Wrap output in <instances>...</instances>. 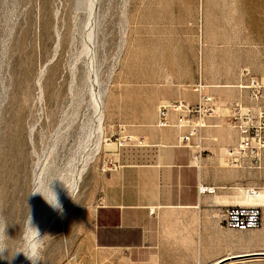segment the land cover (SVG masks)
<instances>
[{"label":"rangeland","instance_id":"rangeland-1","mask_svg":"<svg viewBox=\"0 0 264 264\" xmlns=\"http://www.w3.org/2000/svg\"><path fill=\"white\" fill-rule=\"evenodd\" d=\"M95 4L94 24L88 27L90 0H0V159L7 152L11 170L6 198L0 186V216L10 223L6 234L12 240L4 254L9 258L22 247L18 238L28 212L41 233L50 214L52 207L41 195H32L33 188L51 183L62 198L76 167L89 159L74 200L68 199L65 216L45 244L40 264H111L110 257L95 259L87 251L98 244L93 229H73L86 215V200H94L89 199L94 183L88 179L102 156L132 144L134 122L157 110L154 99L161 88L194 93L200 79L210 85L235 86L244 69L264 76L259 74L264 73V60L255 58L257 43L264 41V0H95ZM90 27L93 38L86 47ZM20 56L27 68L18 73ZM90 69L101 86L107 83L110 88L100 138L97 130L91 136ZM95 137L101 143L96 155L92 153ZM255 189L264 191V184ZM237 233L238 239H259L243 254L264 251V221L260 228ZM117 238L110 236L107 242ZM30 263L23 254L0 259V264ZM244 263L264 264V257ZM115 264L125 263L115 259Z\"/></svg>","mask_w":264,"mask_h":264},{"label":"crops","instance_id":"crops-1","mask_svg":"<svg viewBox=\"0 0 264 264\" xmlns=\"http://www.w3.org/2000/svg\"><path fill=\"white\" fill-rule=\"evenodd\" d=\"M255 58L264 60V41L257 43ZM208 85L206 91L219 99L221 109L203 130L209 154L201 167L195 149L181 143L186 129L176 126L178 114L171 113L169 126L158 125L161 104L183 97L198 101L197 92L171 87L156 93L157 110L149 118L134 122L132 144L100 159L88 179L94 183L89 196L94 200H86V215L73 225L94 230L98 244L87 251L95 259L110 257L111 264L115 259L125 264H218L224 259L219 264H246L245 259L261 257H238L247 245L237 238L238 229L223 225L222 215L227 207L243 204V189L264 184V167L227 166L226 150L237 144L238 134L225 126L223 105L241 93L234 85ZM109 160L117 167H107ZM201 186L214 191L202 192ZM114 235L117 240L107 242Z\"/></svg>","mask_w":264,"mask_h":264},{"label":"built area","instance_id":"built-area-1","mask_svg":"<svg viewBox=\"0 0 264 264\" xmlns=\"http://www.w3.org/2000/svg\"><path fill=\"white\" fill-rule=\"evenodd\" d=\"M241 81L235 87L241 96L226 101L225 126L235 129L238 142L226 150L227 166L256 170L264 167V76H255L248 69L241 73ZM209 85L200 79L194 91L198 94L197 103L186 99H176L163 103L158 109V125H170L171 113L178 114L176 126L186 131L180 140L184 145L195 149L196 166L201 167L203 160L209 154L204 145L203 130L211 126L209 120L220 115L219 99L208 93ZM193 139H196L193 142ZM113 160L107 162V167H117ZM202 192H212L214 188L201 186ZM249 189H246V194ZM222 223L228 228L252 230L263 225V208L258 203L232 205L225 209Z\"/></svg>","mask_w":264,"mask_h":264},{"label":"bare ground","instance_id":"bare-ground-1","mask_svg":"<svg viewBox=\"0 0 264 264\" xmlns=\"http://www.w3.org/2000/svg\"><path fill=\"white\" fill-rule=\"evenodd\" d=\"M85 1H87V0H85ZM79 2V1H78ZM77 2V3H78ZM84 2V1H83ZM82 2V3H83ZM76 3V4H77ZM87 3H89V2H87ZM84 4V3H83ZM78 5H80V4H78ZM88 4H86V6H87ZM95 0H90V13H88L89 14V19L87 18V21H88V23L87 22H85V23H87V26L89 25V24H94L93 23V18H95V17H93V11H94V9H95ZM96 6H98V5H96ZM78 8V7H77ZM80 9H82V8H80ZM88 10V11H89ZM96 10V9H95ZM76 11V10H75ZM78 11H79V9H78ZM81 11V10H80ZM98 11V10H97ZM77 12V11H76ZM84 13H87V12H85V11H83ZM56 14V13H55ZM85 15V14H84ZM80 16V15H79ZM56 17V16H55ZM46 21H47V19H46ZM48 22V21H47ZM79 22V21H78ZM47 24V23H46ZM45 24V25H46ZM85 25V24H84ZM86 26V25H85ZM90 26V25H89ZM88 26V27H89ZM46 27V26H45ZM49 27V26H48ZM91 28L92 27H90V32H87V35H88V39H86V42H85V46L87 47V44H91V39L93 38L92 37V30H91ZM52 30V29H51ZM85 30V29H84ZM74 33H75V31H74ZM79 34V33H78ZM79 36V35H78ZM81 36V35H80ZM60 38V37H59ZM58 38V39H59ZM67 41V40H66ZM66 41H65V43H66ZM72 41V40H71ZM60 42V41H59ZM70 42V41H69ZM71 43V42H70ZM66 44H68V43H66ZM57 45V44H56ZM64 45V44H63ZM20 46V45H19ZM84 46V47H85ZM89 47V46H88ZM58 48V47H57ZM85 49V48H84ZM90 50V49H89ZM85 52V51H84ZM87 53H89V52H87ZM27 54V53H26ZM93 55V54H92ZM91 55V56H92ZM90 56V57H91ZM29 60V59H28ZM81 60V59H80ZM85 61V60H84ZM92 61V60H91ZM29 63V62H28ZM15 66V65H14ZM16 71L19 73V72H25V70H26V60L23 58V57H18L17 59H16ZM92 70L90 69L89 70V75H88V78H89V88H90V93H91V103H90V105H92L91 107L93 108V115H92V113H91V117H92V119L90 120V122L91 121H94L93 122V124H92V128L93 129H91L93 132H92V134H91V136L93 135V134H95V130H97L99 133H98V137L100 138V135H104V127H103V122H104V120H105V117H106V113H105V99H106V95H107V93H108V90H109V84H107L106 83V85L105 86H101L100 84H99V80H98V75L95 73V75H97V76H94L93 75V72H91ZM88 72V71H87ZM16 74V73H15ZM111 77V76H110ZM110 79V78H109ZM19 82V81H18ZM59 84V83H58ZM56 86H57V84H56ZM51 87V86H50ZM83 90V89H82ZM50 92V91H49ZM87 92V91H86ZM60 93V92H59ZM56 94V93H55ZM16 95V94H15ZM21 98V97H20ZM60 98H62V97H60ZM83 98V97H82ZM17 99V98H16ZM61 100V99H60ZM88 102V101H87ZM60 103H61V101H60ZM59 103V104H60ZM83 103V102H82ZM80 105H81V103H80ZM87 105V104H86ZM55 106V105H54ZM53 107V106H52ZM68 107H69V105H68ZM86 107H88V106H86ZM78 108H79V106H78ZM54 109V108H53ZM65 109V108H64ZM76 109V108H75ZM80 109V108H79ZM81 109H82V107H81ZM80 109V110H81ZM78 110V109H77ZM65 111V110H64ZM75 111V110H74ZM80 112V111H79ZM63 113V112H62ZM68 113V112H67ZM72 113H75V112H72ZM77 113H78V111H77ZM81 113V112H80ZM61 114V113H60ZM59 115V114H58ZM58 115H56V116H58ZM62 115V114H61ZM65 115V114H64ZM67 115H69V114H67ZM77 115V114H76ZM75 116V115H74ZM74 116H73V118H74ZM78 116V115H77ZM79 116H81V115H79ZM69 117V116H68ZM68 117H65V119L66 118H68ZM18 118V120H17V122H18V125H20L21 124V117L19 118V117H17ZM64 118V117H63ZM69 118H71V117H69ZM76 118V117H75ZM74 118V119H75ZM80 118V117H79ZM78 118V119H79ZM87 118V117H86ZM67 120V119H66ZM68 120H70V119H68ZM72 120V119H71ZM70 120V121H71ZM77 120V119H76ZM74 121V120H73ZM86 121V120H85ZM87 122V121H86ZM66 123V122H65ZM75 123H77V122H75ZM82 123V122H81ZM92 123V122H91ZM68 124H71V123H68ZM74 124V123H73ZM72 124V125H73ZM85 124H87V123H85ZM55 125H57V124H55ZM75 125V124H74ZM59 126H61V125H59ZM74 127V126H73ZM76 127V126H75ZM87 127V126H86ZM33 128V127H32ZM56 128V127H55ZM66 128H68V127H66ZM61 129V128H60ZM82 129H84V128H82ZM34 130V129H33ZM63 130V129H62ZM65 130V129H64ZM55 131V130H54ZM68 131V130H67ZM70 131V130H69ZM68 131V132H69ZM83 131V130H82ZM84 131H85V129H84ZM64 132V131H63ZM66 132V131H65ZM71 132V131H70ZM80 132V131H79ZM91 132V131H90ZM82 133V132H81ZM84 133V132H83ZM73 134V133H72ZM89 134V133H88ZM69 135V134H68ZM79 135V134H78ZM85 135V134H84ZM57 136H58V134H57ZM60 136H62V135H60ZM70 136H71V134H70ZM73 136V135H72ZM83 136V135H82ZM96 136V135H95ZM75 137V136H74ZM79 137H81V136H79ZM87 137V136H86ZM94 137V136H93ZM5 138V137H4ZM4 138H3V141H4ZM60 138V137H59ZM64 138V137H63ZM91 138V137H90ZM89 138V139H90ZM99 138H98V140H99ZM103 138V137H102ZM66 139V138H65ZM92 139V138H91ZM95 139H96V137H95ZM30 140H31V137H30ZM79 140H80V138H79ZM78 140V141H79ZM101 140V139H100ZM99 140V141H100ZM103 140V139H102ZM106 140V139H105ZM32 141H34V140H32ZM67 141V140H66ZM65 140H64V142H66ZM76 141V140H75ZM78 141H76L77 143H79ZM89 141H91V140H89ZM88 141V142H89ZM93 141H95V143H96V141H97V139L96 140H93ZM63 142V141H62ZM72 142V141H71ZM85 142V141H84ZM83 142V143H84ZM88 142H87V144H88ZM98 142V141H97ZM108 142V141H107ZM59 143H60V141H59ZM70 143V142H69ZM57 144H58V141H57V143H56V145L55 146H57ZM68 144V143H67ZM82 144V143H81ZM86 144V143H85ZM86 144V145H87ZM100 144L101 143H96V145H95V151L91 148V147H89V148H91L92 149V153L94 152L95 153V155L96 154H98L99 153V151H100ZM108 144L110 145V144H112V143H110V142H108ZM52 145V144H51ZM70 145V144H69ZM78 145V144H77ZM89 145V144H88ZM87 145V146H88ZM53 146V145H52ZM80 146V145H79ZM82 146V145H81ZM86 146V147H87ZM68 147V146H67ZM70 147L71 146H69V149H70ZM92 147H93V144H92ZM72 148H73V146H72ZM71 148V149H72ZM76 148V147H75ZM50 149V148H49ZM60 149V148H59ZM58 149V150H59ZM61 149H63V148H61ZM70 149V150H71ZM86 149V148H85ZM90 149V150H91ZM53 150V149H52ZM66 150V149H65ZM68 150V149H67ZM66 150V151H67ZM81 150H82V148H81ZM84 150V149H83ZM10 151V148H9V150H8V152ZM47 151H48V149H47ZM66 151H64V153L66 152ZM80 151V150H79ZM87 151V150H86ZM85 151V152H86ZM57 152V151H56ZM62 152H63V150H62ZM87 152H89V153H91L90 151H87ZM51 153H52V151H51ZM79 153V152H78ZM88 153V156L90 155ZM91 153V154H92ZM93 153V154H94ZM54 154H55V152H54ZM63 154V153H62ZM58 155V154H57ZM83 155H84V153H83ZM82 155V156H83ZM87 155V154H86ZM6 156H7V152L6 153H4L3 155H2V157H1V159H0V186H1V192H2V196L4 197V198H6L7 196H8V189H7V181H8V175H9V171H11L10 170V165H9V162H7V158H6ZM92 156V155H91ZM81 157V156H80ZM52 158H53V153H52ZM84 159H86L85 157H83ZM89 158V157H88ZM93 158V157H92ZM91 158V159H92ZM95 158V157H94ZM94 158H93V160H94ZM91 159H90V161H91ZM74 160V159H73ZM82 160V159H81ZM87 160H89V159H87ZM87 160H85L82 164H78L77 166H78V168L76 167V169H77V171H75V172H73L72 174V180H71V182L69 183V189L70 190H73V191H77V188H78V185H79V182H80V180H81V174H82V172H84V169L86 168V165H88L89 164V162H88V164H87ZM75 169V168H74ZM86 170V169H85ZM17 181V180H16ZM14 183V182H13ZM9 184V183H8ZM16 184V183H15ZM12 186H14V184L12 185ZM243 191V195H244V201H243V204H253V203H258V204H261V205H263L264 206V191H262V190H255V189H253V188H251V189H249V192L246 194V190H242ZM15 194H17V192L15 193ZM61 197V196H60ZM59 197V198H60ZM70 195H69V192H68V189L64 192V194L62 195V198H60L59 199V201H60V203H61V205H62V207H63V213L61 214L60 212H58V211H56V210H54V209H50L49 208V210H51L50 211V214L49 213H47L46 215H47V217H46V223H45V226H44V224H43V227H44V229H42V235H44V234H48V235H50L55 229H56V226H57V222L60 220V218L61 217H63V216H65V214H66V208H67V206H68V204H67V202H69V200L68 199H70ZM49 212V211H48ZM48 214H49V216H48ZM45 215V216H46ZM41 218V217H40ZM39 218V219H40ZM45 219V218H44ZM41 221V220H40ZM43 222V221H42ZM41 222V223H42ZM42 225V224H41ZM41 231V230H40ZM241 241L242 242H244V243H246V245H250V244H255V243H258V241H259V239L258 238H253V239H247V238H242L241 239ZM233 257V256H232ZM231 257V258H232ZM238 260V259H237ZM244 260V259H243ZM231 261V260H230ZM239 261V260H238ZM29 263V262H28ZM244 263V262H243ZM31 264V263H30Z\"/></svg>","mask_w":264,"mask_h":264},{"label":"clouds","instance_id":"clouds-1","mask_svg":"<svg viewBox=\"0 0 264 264\" xmlns=\"http://www.w3.org/2000/svg\"><path fill=\"white\" fill-rule=\"evenodd\" d=\"M51 184V183H50ZM50 184L47 186L42 184H37L31 194L41 195L44 200L56 211L63 213V207L58 199L57 194L51 189ZM67 187V186H66ZM68 192L71 198L74 200L75 192L70 190L68 187ZM10 223L7 222L0 216V259H11L16 254H23L24 257L31 262V264H40L42 259V253L45 248L46 242L52 237L48 234H41V231L33 221V217L28 212L22 226L21 235L18 238L22 247L18 249L12 256H5V252H9L8 241L10 239L6 234V229Z\"/></svg>","mask_w":264,"mask_h":264},{"label":"water","instance_id":"water-1","mask_svg":"<svg viewBox=\"0 0 264 264\" xmlns=\"http://www.w3.org/2000/svg\"><path fill=\"white\" fill-rule=\"evenodd\" d=\"M250 256H261V257H264V251H262V252H254V253H244L242 255H239L238 257H250ZM224 260H226V259H224ZM224 260L220 261L219 263L224 262Z\"/></svg>","mask_w":264,"mask_h":264}]
</instances>
